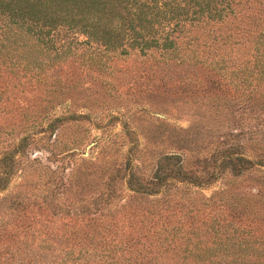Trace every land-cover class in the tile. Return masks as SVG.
<instances>
[{"label":"trees","instance_id":"trees-1","mask_svg":"<svg viewBox=\"0 0 264 264\" xmlns=\"http://www.w3.org/2000/svg\"><path fill=\"white\" fill-rule=\"evenodd\" d=\"M109 53L152 57L156 70L135 71L141 102L98 96L117 109L91 105L84 92L92 85L109 97L115 91L102 76L113 69ZM73 69L98 75H89L90 86L70 83ZM170 91L200 94L191 103H205L206 122H220L223 109L239 112L240 129L212 123L208 151L188 158L192 134L155 144L151 128L165 123L148 111L165 112L158 100ZM75 92L84 111L67 109ZM138 112L149 115L150 128ZM112 121L127 143L121 162L99 173L103 189L91 201L65 208V190L85 183L95 161L69 166L64 157L82 133L66 138L63 130ZM249 122L255 128L244 131ZM263 123L264 0H0V126L15 131L0 141V191L19 179L0 196V264H264V128L256 126ZM35 147L57 163H42ZM31 176L48 195L35 203L22 191ZM243 179L253 191L233 189ZM218 180L208 196L193 191Z\"/></svg>","mask_w":264,"mask_h":264},{"label":"rangeland","instance_id":"rangeland-1","mask_svg":"<svg viewBox=\"0 0 264 264\" xmlns=\"http://www.w3.org/2000/svg\"><path fill=\"white\" fill-rule=\"evenodd\" d=\"M86 55V53L83 54L84 57H86ZM111 55L113 56L110 58V61L107 62V64L110 68L113 69L110 70V75L104 73L102 74V76L104 77V79L109 78V83L114 86L115 91L110 90L109 97L103 92V89H100L97 85H92L91 89L85 90L84 92L88 94L89 97H91V99L94 101L93 103H91V105H100L98 109H117L111 108L114 104L93 99L97 98L98 96H101L102 100L104 99L106 101H110L112 96L119 95L120 100L123 101H134L136 103L141 102L143 96V87L139 88L138 85L139 83H142L143 79L139 78L135 71L141 69L142 67L148 66H150L152 69H155V62L152 60V57H141L136 53H131L127 56H117L115 54L109 53L108 56ZM109 69H107L108 72ZM73 70V75L67 80L70 81V83L78 84L85 82V85L90 86V84L87 83V78L90 77L89 75H98L94 72L90 73L89 75H86L85 71H80L79 69ZM114 74H116V76H111ZM155 76H157V74ZM130 92L131 94H129ZM76 96V92L67 95L69 99V101H66V103L68 104L67 109H69L70 106V109H79L80 111H84L82 110L83 108H77L76 106L78 105L77 99L79 97L76 98L75 102L73 101ZM199 96L200 94L193 95L190 92L183 93L178 96L177 93L170 91L158 100L159 103L164 105L165 112L156 111L152 108L149 109L148 114L152 116V121L155 119H161L164 120L165 123L163 125H159V127L156 126L154 128H151L153 131V135L158 134L157 137L153 138L155 144L162 145L160 143H164V141H167L168 139L172 140L176 137H182L192 134L191 137L195 141L196 146H194L193 142V146H190L189 152L187 151L185 155V157L188 158V156L193 155V153H205V151H208L207 143H209L210 141L208 135L212 134V129H210L209 127L212 123V127L223 126V132H225V130H235L237 132L240 129V121L242 120L238 118V114L240 113L235 110L230 112L228 109H223V113L218 116V120L220 122H214L212 118H209L210 122H206L205 119L207 109L205 103L202 104L201 100L200 103H191L193 100L198 99ZM201 99H203V96ZM128 107L131 108L133 106L118 108V113H121L123 109H128ZM137 107L139 106L135 105V109H138ZM160 109V107H157V110ZM64 110H66V107L64 108V105H59L56 108V111ZM114 111L115 110H112L111 113H115ZM139 115L140 116L134 115L135 119L139 120V123H142L143 125L146 124L150 128L151 120H149V115L145 113H139ZM198 117L200 118V120L198 119ZM6 125L7 126H0V141H7L12 137V135H15V131L11 129L10 124ZM256 126L264 128V123L262 125ZM254 128L255 123L251 122L245 124V126L243 127V129H245L244 131L253 130ZM181 129H189V131L186 133L184 131H181ZM119 131L120 124L117 121L110 122V124L104 127L103 129L96 126H90L87 123H82V125H68L63 130V137L66 138H70L72 136H76L77 134L82 133L81 142L77 146L76 152L70 155L68 154L64 157L65 160H69V166H72L73 168H78V170H80L81 158H90L91 161H95V166H91L90 168H88L91 176L85 183L84 181H80L79 183L72 184L69 189L65 190L64 205L67 206L65 208H68L72 211H77L80 203L84 201H91L92 197L103 189L102 181L105 176L102 177V179H99V173L108 172V170L113 168L115 163H120L121 150H124L127 146V143L123 141L121 142V138L118 135ZM250 135L251 137H254L253 134ZM251 137L247 140V143H249L247 145L250 149L253 150V139ZM155 139H158V141ZM112 144L115 147H113ZM32 150L33 155L39 157L42 163L46 165H52L54 163H57V160L50 161L45 159V156L48 155V152L46 150L40 147H35ZM188 160L189 162L192 161L190 157ZM17 174L12 177L7 189L0 191V196L5 195L14 190L15 184H17L19 181ZM33 179H35L33 176L27 178V186L25 185V187H23L24 189H22L23 193H27V195L30 197V203H35V200H38V197L40 195H47L46 192L41 191V189H43L41 185H33L31 181ZM226 182L227 181L225 180L223 187L228 188V184H225ZM119 185H121V183L118 184V186ZM221 185L222 184L218 180L217 182L209 186L202 187L201 189H194L193 191L198 192V194H196L198 196H200V194L208 196L214 189L220 187ZM254 186L255 185L251 181L243 179L238 182L236 181L233 185V189H236L235 191L244 192L253 191ZM34 195L38 196L33 199L32 197ZM124 199L126 200L125 192H120V196L118 197V203L121 204ZM3 211L4 205L0 204V226L5 224V221L2 220L6 219L5 215L2 213ZM60 219L64 218H59L58 221H61ZM54 228L58 227L54 226Z\"/></svg>","mask_w":264,"mask_h":264}]
</instances>
